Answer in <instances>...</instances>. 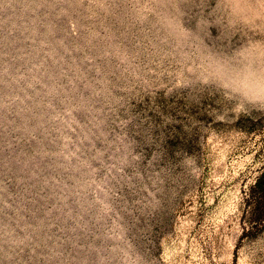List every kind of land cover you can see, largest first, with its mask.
I'll use <instances>...</instances> for the list:
<instances>
[{"label":"rangeland","instance_id":"1","mask_svg":"<svg viewBox=\"0 0 264 264\" xmlns=\"http://www.w3.org/2000/svg\"><path fill=\"white\" fill-rule=\"evenodd\" d=\"M0 264H264V0H0Z\"/></svg>","mask_w":264,"mask_h":264},{"label":"trees","instance_id":"2","mask_svg":"<svg viewBox=\"0 0 264 264\" xmlns=\"http://www.w3.org/2000/svg\"><path fill=\"white\" fill-rule=\"evenodd\" d=\"M259 185H260V180L255 183L254 187H259ZM253 193H255V192H253Z\"/></svg>","mask_w":264,"mask_h":264}]
</instances>
